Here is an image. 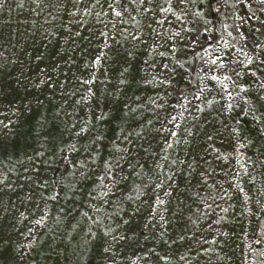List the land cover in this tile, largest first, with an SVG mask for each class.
Wrapping results in <instances>:
<instances>
[{
    "label": "rangeland",
    "instance_id": "obj_1",
    "mask_svg": "<svg viewBox=\"0 0 264 264\" xmlns=\"http://www.w3.org/2000/svg\"><path fill=\"white\" fill-rule=\"evenodd\" d=\"M200 2L188 5L182 22L169 16L171 23L157 25L133 13L139 24L127 20L129 32L141 27L147 34L151 23L163 39L133 46L130 39L116 36L121 49L117 63L128 69L126 83L119 84V72L111 63L113 53H108L103 67L109 72L97 71L102 83L93 85L96 95L89 96L88 85L79 81L89 78L91 61L103 47L98 18L74 13L68 0L58 6H53V0H0V264H86L88 259L93 264H253L254 239L264 235V226L255 221L264 200V147L252 145L249 135L239 129V140L229 136L225 122L238 127L229 113L215 111L220 107L215 89L194 99L203 75L199 62L197 85L191 88L185 80L179 63L186 46L197 39L195 12ZM230 2L234 22L238 10ZM104 21L115 35L112 25L119 22L109 17ZM175 32L181 36H173ZM168 37L174 39L175 54ZM258 38L264 43V36ZM127 51L132 52L131 58L124 55ZM257 78L264 82V73ZM5 81L18 91L8 94ZM256 87L254 82L253 93ZM183 96L191 101L186 107H180L186 103ZM125 101L127 107H121ZM209 101L216 108L205 112ZM197 105L202 111H197ZM102 110L106 116L94 119ZM170 115H177L180 128L167 124ZM214 117L218 132L211 127ZM138 122H143L142 128L136 126ZM82 124L90 132L77 135ZM165 126L178 133L166 151L162 150L164 134L158 131ZM188 129L190 136L185 135ZM99 132L105 139L94 144ZM129 132L136 147L156 152L153 159L158 157V164L141 151L139 163L148 159L147 164L137 168L138 174H130V169L119 173L111 188L115 195L108 197L111 203L96 213L101 197L93 199L89 194L98 191L94 182L104 170V159L112 154L115 162L127 155L123 136ZM137 133H142L141 138ZM148 140L153 141L150 146ZM241 143L244 147H239ZM169 175L175 176L174 182L166 179ZM160 181L171 195L154 188ZM55 193H59L57 200L48 199ZM154 195L165 203L153 213L148 206ZM97 215L100 219L93 223ZM139 215L157 227V235L145 249L135 244L134 219ZM114 236L125 238L113 240Z\"/></svg>",
    "mask_w": 264,
    "mask_h": 264
},
{
    "label": "snow or ice",
    "instance_id": "obj_2",
    "mask_svg": "<svg viewBox=\"0 0 264 264\" xmlns=\"http://www.w3.org/2000/svg\"><path fill=\"white\" fill-rule=\"evenodd\" d=\"M207 2L210 10L214 14L223 15L220 13L218 7H213L218 3H227L228 0H201L200 8L196 10V15L203 14L204 3ZM61 3V0H53V6H58ZM68 3L71 4V8L74 13H80L81 16L94 15L98 18V23L100 25L98 29V35L100 37L99 43L103 46L100 49H97L96 54L94 55L91 66L92 73L87 80H80V84L88 85L87 92L89 96H95L96 93L93 90V85L97 83H102L97 77V71L103 69V72L107 74L109 72L108 68L103 67V65L108 62L109 57L108 53H113L114 59L111 61L112 64H115L116 67L114 71L119 72V84L123 85L126 83L125 73L128 71L127 67L121 68V65L117 63L120 60L121 49L119 42L116 39V36H120L122 39L131 40L135 44L144 43L146 44L149 39L155 41L157 38L163 39L160 31L157 28H152L151 23L148 25L149 32L147 34L141 31V27H136L135 31L129 32L128 27L125 26L127 20H131L133 24H139V21L136 18L138 14L142 17L147 18L150 22L156 23L157 25H163L164 23H171L169 16L175 17L177 21H183L184 17L188 15V5L195 4L196 0H68ZM232 4L238 10L235 12V20L233 24H224V30L231 28L232 31H228L227 35L232 40H235L241 46L236 47V44L231 43L229 40L224 39L223 35L213 41L210 36L204 42V44H198L197 39H192L190 45H187L186 48L189 51L194 52L193 57L189 59H195L199 61L201 72L203 75L200 78V87L196 92L194 99L200 100L201 94L205 91H211L215 89L219 99L216 103L220 104V107L215 109L218 115L231 113L234 109L240 108L241 111L238 115L247 116L248 114H253L256 121L259 122L260 127L257 131L261 132V135L264 136V82L259 81L257 78V72L264 73V43L258 38L259 36H264V0H258V6H254L252 0H232ZM99 8V11H97ZM67 11V9H65ZM219 15L217 18H219ZM104 17H109L110 19L114 18L119 23H113L112 27L115 31L113 35L112 31L108 30V24L104 21ZM83 23V20H81ZM208 24H212V21H208ZM185 32H192V29H183ZM213 28L205 26L201 35H207L212 32ZM219 31V30H217ZM233 32L236 34L233 36ZM80 35L79 32L76 34ZM92 33H90L89 38H91ZM173 36H181L180 32H175ZM168 41L171 43L170 51L175 54L176 45L173 37H168ZM184 39V37H181ZM111 41V43H109ZM222 45V46H221ZM251 45V47H249ZM157 47L156 43L151 45L152 49ZM199 48V51L196 49ZM248 49L247 51L245 49ZM107 49V52L105 51ZM161 56H166V53H159ZM127 58L132 57V52L127 51L124 53ZM243 57L240 59L239 57ZM126 63V60H125ZM154 66V65H153ZM163 68L168 70L169 65L164 64ZM207 80L209 83L205 84L204 81ZM167 83V81H163ZM256 83V92L253 93L252 86L253 83ZM43 83V81H42ZM51 83V79L49 80ZM107 83H111V79H107ZM211 85V88L209 87ZM86 99L88 97H85ZM186 102L181 104L180 107H186V104H190L191 101L188 100L187 96L182 97ZM80 101H76L79 103ZM155 103V101H153ZM209 104H212V101H209ZM100 107L99 104L96 106ZM121 107H127V101ZM159 108H163L162 104L157 105ZM197 111H202L199 106H196ZM176 111V105L172 106V112ZM105 111H101L96 114L94 119L100 120L106 116ZM182 115V113H180ZM205 115V122H207V116ZM217 118H213L211 127L219 131V126L214 122ZM177 115H170V118L167 120V124L172 125L174 128H180L181 125L176 123ZM147 123H151V120H148ZM239 123V121H237ZM137 127L142 128L143 122H138ZM224 126L227 128L229 136L233 140H239V130L234 128L232 125H229L225 122ZM164 134L163 149L164 151L167 148L172 147V138L177 137V131L172 130L167 126L158 130ZM86 132H90V129L87 127V124H82L77 135H83ZM191 130L188 129L185 135L190 136ZM133 133L129 132L123 136V142L126 144V147L123 149V152L127 155H121L119 159L112 161L110 158L112 154H109V157H106L103 161L104 170L102 174L99 175L98 181L94 183L97 185L98 191L95 194H89L91 197L99 195L101 200L98 202V206L95 207V212L100 213L105 205L110 204L111 201L108 199L110 195H115L111 191L113 185L116 184L119 179V173L124 172L126 169H130V174H138L137 168H144L147 164L148 159L152 160V164H158V157H156V152L153 151L148 153L147 148L136 147L132 139ZM137 139L141 138L142 133L136 134ZM105 137L102 132L95 134L94 144H102ZM207 139L212 141L213 137L211 133L207 134ZM152 140H148L147 143L150 146ZM106 147V145H105ZM239 147H244V144H239ZM237 147L233 146V151H236ZM136 152L137 155H132V152ZM144 151L148 154V159L144 160V163H139V153ZM91 155V153L89 154ZM167 159V157H165ZM224 159H227L225 156ZM123 161V163H122ZM135 162V163H134ZM176 161L173 160L172 164H175ZM182 163V162H181ZM163 168L164 165H158ZM148 171H152V168L149 167ZM166 179L169 183L174 182L175 176L169 175L166 176ZM107 181V182H106ZM3 181L0 180V184ZM124 187L125 191L129 190L128 187ZM154 188L165 190L166 186L163 181L157 182L154 185ZM243 191V189H240ZM123 193H121L122 195ZM171 189L167 188L165 190V195H171ZM59 193H55L48 197L50 200H57ZM153 204L149 205L150 212H156L157 205H163L164 200L160 199L158 195H154L152 198ZM226 211V210H225ZM87 215V213H85ZM93 219L92 217H88ZM99 215L93 219V223L99 221ZM163 219V217H161ZM42 220H37L36 224H41ZM127 223V221H125ZM124 236L113 237V240H123ZM257 244L262 243L260 239L256 240ZM107 252L108 249H105ZM259 255L264 256V252H260Z\"/></svg>",
    "mask_w": 264,
    "mask_h": 264
},
{
    "label": "trees",
    "instance_id": "obj_3",
    "mask_svg": "<svg viewBox=\"0 0 264 264\" xmlns=\"http://www.w3.org/2000/svg\"><path fill=\"white\" fill-rule=\"evenodd\" d=\"M230 3H231L230 0H228L227 3H218L213 6L214 8L218 7L220 9V13H222L223 15L214 14L210 10L207 2L204 3L203 14L195 18V25L200 39V42L198 44H204V42L207 40V38L204 39L205 35H201V33L203 32V28L205 26L213 28V31L210 32V37L213 41H216L222 34L224 39H227L232 43L233 40L227 37L228 36L227 32L232 31V29L228 28L227 30H224L223 28L224 24H229V25L233 24V18L231 13H229V8H228ZM252 3L254 6H258V0H252ZM218 15L219 18H217ZM208 21H212V24L209 25ZM235 43L237 42L235 41ZM199 50H200L199 48L196 49V51ZM193 56H194V52L188 50L184 52V55L182 56V58H180V63H179L183 68L185 74V80L188 81L191 88L197 85L196 81L198 76V70L196 69V66L199 62L195 59H189V57H193ZM259 73L260 72H257V76L259 75ZM4 88L8 94H13L18 91V89L15 86H12L9 82L6 81L4 82ZM215 108H216V103H212L205 106L204 110L205 112H210L213 111ZM240 111L241 109L238 107L234 109L231 113H229L231 122H233L234 125H236V127H238L240 131L249 135L251 139L250 143L252 145L258 147L260 146L264 147V136L261 135L260 131H257L258 127H260L259 122L256 121L255 116L253 114H248L247 116L238 115ZM122 115L124 116V114ZM121 118L122 117L120 115V117H118V120L121 121ZM112 119H115V117H112ZM237 121H239V123H237ZM193 124L195 127H199L198 123H193ZM52 133L55 135L57 131L53 130ZM55 141L56 139H54V142ZM52 145H53V140H52ZM255 221L257 222L258 226L259 225L264 226V200L262 206L256 210ZM134 233H135L136 246L141 249H145L149 246L150 241L157 235V227L154 223L150 221H146L143 216L139 215L134 219ZM257 239H260L262 243L257 244L256 243ZM260 252H264L263 234L262 236L261 235L257 236L254 239L253 264H264V256L259 255ZM41 253L42 251L37 252L36 254L39 255ZM86 264H93V261L91 259H88Z\"/></svg>",
    "mask_w": 264,
    "mask_h": 264
}]
</instances>
